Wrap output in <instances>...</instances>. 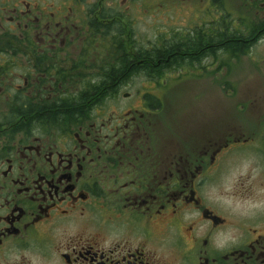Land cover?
<instances>
[{
	"label": "flooded vegetation",
	"instance_id": "1",
	"mask_svg": "<svg viewBox=\"0 0 264 264\" xmlns=\"http://www.w3.org/2000/svg\"><path fill=\"white\" fill-rule=\"evenodd\" d=\"M148 12L185 29L145 45ZM263 37L264 0H0V264H264L222 185L256 145L159 98Z\"/></svg>",
	"mask_w": 264,
	"mask_h": 264
},
{
	"label": "rangeland",
	"instance_id": "2",
	"mask_svg": "<svg viewBox=\"0 0 264 264\" xmlns=\"http://www.w3.org/2000/svg\"><path fill=\"white\" fill-rule=\"evenodd\" d=\"M153 14L145 13L142 24L137 27L145 45L185 29L181 21H166L155 16L157 13ZM171 19H174L172 15ZM245 49L238 58H208L202 63L187 66L185 73L175 76L176 73L175 77L164 80L167 94L159 98L163 104L175 107L178 121L188 123L184 121L185 117L189 122L192 120L190 124L193 125L201 121L208 132L219 131L218 139L224 133L252 139L255 147L232 152L233 158L227 165L222 185L225 194L231 195L239 182L244 184L248 188L247 193L238 194L235 198L225 196L224 199H228V204L239 209L242 215L262 214L263 217L264 37L250 49ZM143 83L146 87L158 86L147 84V80Z\"/></svg>",
	"mask_w": 264,
	"mask_h": 264
},
{
	"label": "trees",
	"instance_id": "3",
	"mask_svg": "<svg viewBox=\"0 0 264 264\" xmlns=\"http://www.w3.org/2000/svg\"><path fill=\"white\" fill-rule=\"evenodd\" d=\"M216 31L217 30H215L214 29V32L216 33ZM217 34V33H216ZM214 35V37L213 38H211L210 37V40L212 41V40H214V41H216L217 40V35ZM235 34V33H234ZM230 35V39L231 38H233V37H235V36H233V34L232 33H230L229 34ZM224 39H227L226 38V34H225V37H224ZM167 48V47H166ZM248 47H246V49H247ZM244 48L243 47H239V46H237L236 44H228V45H226L225 46V48H224V52L225 53H227V54H229V55H231V56H234L233 58H238L239 57V54L242 52V50H243ZM245 49V50H246ZM209 54L210 55H214V53H213V49H211V48H209ZM146 54H149V56H152V55H154L152 52L151 53H146ZM232 58V57H231ZM177 64H179V63H177ZM181 66V65H180ZM148 68V69H147ZM146 71H157V72H160L159 71V69H153V68H151L150 67V64H146V69H145ZM107 80H109V79H107ZM156 82H160L161 81V79H157V80H155ZM98 87V86H97ZM149 98H153V96H148Z\"/></svg>",
	"mask_w": 264,
	"mask_h": 264
}]
</instances>
